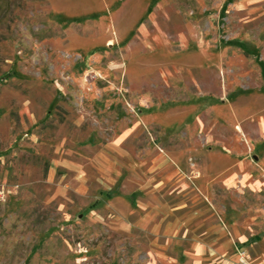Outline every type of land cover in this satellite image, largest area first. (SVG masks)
Returning <instances> with one entry per match:
<instances>
[{"label": "rangeland", "instance_id": "374dc122", "mask_svg": "<svg viewBox=\"0 0 264 264\" xmlns=\"http://www.w3.org/2000/svg\"><path fill=\"white\" fill-rule=\"evenodd\" d=\"M264 264V0H0V264Z\"/></svg>", "mask_w": 264, "mask_h": 264}, {"label": "built area", "instance_id": "2783aa9c", "mask_svg": "<svg viewBox=\"0 0 264 264\" xmlns=\"http://www.w3.org/2000/svg\"><path fill=\"white\" fill-rule=\"evenodd\" d=\"M236 254H237V264H260L256 263L252 260L249 253L245 248H236Z\"/></svg>", "mask_w": 264, "mask_h": 264}]
</instances>
